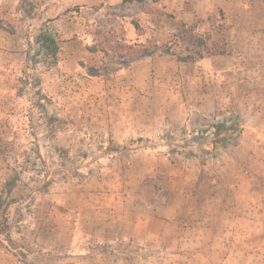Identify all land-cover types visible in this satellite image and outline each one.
I'll return each instance as SVG.
<instances>
[{
  "label": "rangeland",
  "instance_id": "rangeland-1",
  "mask_svg": "<svg viewBox=\"0 0 264 264\" xmlns=\"http://www.w3.org/2000/svg\"><path fill=\"white\" fill-rule=\"evenodd\" d=\"M0 264H264V0H0Z\"/></svg>",
  "mask_w": 264,
  "mask_h": 264
},
{
  "label": "trees",
  "instance_id": "trees-1",
  "mask_svg": "<svg viewBox=\"0 0 264 264\" xmlns=\"http://www.w3.org/2000/svg\"><path fill=\"white\" fill-rule=\"evenodd\" d=\"M135 26H136V24H135ZM180 26L182 28L181 29V36H180L181 40L188 41L189 43L195 44L197 47H202V46L205 47L206 46L202 37L194 35V30H195L194 25H187L186 23L182 22V23H180ZM40 37L42 39V42H41L42 45L47 47V48H52L53 53H55L58 46L56 45L54 38L49 34H41ZM126 47L129 50H131L130 59H133V58L134 59H140L142 57L150 56L157 50L156 44L152 48H149V47L141 45V44L126 45ZM167 52H168V50H167ZM197 53H198V57L203 56L202 50H198ZM208 53H212V52L208 51ZM87 72L90 75H98L99 74V70L95 66L88 67Z\"/></svg>",
  "mask_w": 264,
  "mask_h": 264
},
{
  "label": "crops",
  "instance_id": "crops-1",
  "mask_svg": "<svg viewBox=\"0 0 264 264\" xmlns=\"http://www.w3.org/2000/svg\"><path fill=\"white\" fill-rule=\"evenodd\" d=\"M211 61H212V59L206 58V59H203L201 63H203V66H204V65H207V64H208L209 62H211ZM199 92H200V91H199ZM195 94H196V92H195ZM195 94L190 93L191 97L194 96ZM197 94H198L199 97H201V98H205V100H207V99H212V101L215 102V100H214V96L212 95V97H211V94H212V93H210V92L201 91L200 93H197ZM214 94H215V93H214ZM214 105H215V104H214Z\"/></svg>",
  "mask_w": 264,
  "mask_h": 264
}]
</instances>
